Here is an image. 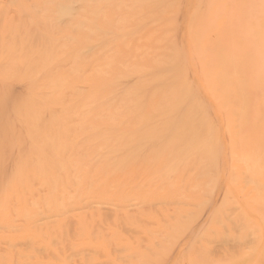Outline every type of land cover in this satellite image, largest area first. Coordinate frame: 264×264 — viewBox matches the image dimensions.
<instances>
[{"label":"bare ground","instance_id":"obj_1","mask_svg":"<svg viewBox=\"0 0 264 264\" xmlns=\"http://www.w3.org/2000/svg\"><path fill=\"white\" fill-rule=\"evenodd\" d=\"M217 1L0 0V264H158L247 218L264 77Z\"/></svg>","mask_w":264,"mask_h":264},{"label":"rangeland","instance_id":"obj_2","mask_svg":"<svg viewBox=\"0 0 264 264\" xmlns=\"http://www.w3.org/2000/svg\"><path fill=\"white\" fill-rule=\"evenodd\" d=\"M219 2L223 9L229 6L222 0ZM253 5L258 7L257 13ZM246 8L250 14L241 16L239 5L231 2L229 18L250 45V73L264 77V0H247ZM253 182L244 183L242 193L233 192L234 197L246 200L242 208L248 215L240 218L237 228L223 221L199 237L197 233L205 216L198 222L178 223L172 233L159 239L161 246L155 250L158 264H264V173L254 175ZM222 192L219 189L215 193L219 201Z\"/></svg>","mask_w":264,"mask_h":264}]
</instances>
